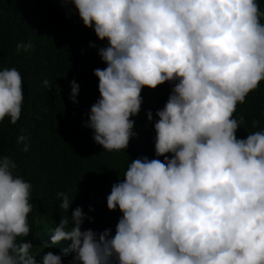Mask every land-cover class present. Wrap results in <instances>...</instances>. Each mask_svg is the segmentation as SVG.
Wrapping results in <instances>:
<instances>
[{"label":"clouds","instance_id":"clouds-1","mask_svg":"<svg viewBox=\"0 0 264 264\" xmlns=\"http://www.w3.org/2000/svg\"><path fill=\"white\" fill-rule=\"evenodd\" d=\"M71 4L107 41L97 49L106 66L93 70L99 98L85 122L93 140L104 150L125 149L142 86L176 81L153 124L155 155H172L133 159L111 185L106 206L122 213L113 235L81 230L85 214L77 206L61 215L50 242L70 239L78 264H264V129L237 138L243 117H233L264 80V8L258 0ZM31 47L16 44L17 51ZM77 93L70 81L69 99ZM23 96L19 71L0 69V120L19 119ZM16 140L28 150L25 135ZM15 169L10 156H0V264H62L51 251L37 260L23 239L32 185ZM56 195L65 213L73 195Z\"/></svg>","mask_w":264,"mask_h":264},{"label":"trees","instance_id":"trees-1","mask_svg":"<svg viewBox=\"0 0 264 264\" xmlns=\"http://www.w3.org/2000/svg\"><path fill=\"white\" fill-rule=\"evenodd\" d=\"M264 8V0H258ZM18 42H30L27 51L16 50ZM91 27L83 25L71 0H0V69L16 68L22 79L23 102L19 119L13 124L6 116L0 120V156H10L14 172L32 185L27 215L30 232L23 239L37 260L44 252L61 255L62 264L73 262L69 240H49L61 215L71 216L79 206L85 214L81 230L115 232L122 215L109 210L106 196L111 185L123 180L127 164L136 158L159 159L171 153H154L156 110L164 106L176 81H165L154 88L142 86V101L133 120L134 136L125 149L108 151L96 143L93 130L85 126L90 106L99 98L96 68L106 65L97 49L106 46ZM48 79L46 89L42 81ZM78 84L75 102L69 99L70 81ZM151 111L148 120L146 112ZM233 117H243L235 135L246 138L264 129V80L237 103ZM258 123L252 126V121ZM27 137L28 150L17 143L18 135ZM57 192L73 199L65 213L59 208ZM89 217L91 219H89ZM112 264H116L115 259Z\"/></svg>","mask_w":264,"mask_h":264},{"label":"rangeland","instance_id":"rangeland-1","mask_svg":"<svg viewBox=\"0 0 264 264\" xmlns=\"http://www.w3.org/2000/svg\"><path fill=\"white\" fill-rule=\"evenodd\" d=\"M73 258V257H72ZM73 260V259H72Z\"/></svg>","mask_w":264,"mask_h":264}]
</instances>
